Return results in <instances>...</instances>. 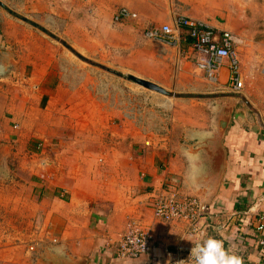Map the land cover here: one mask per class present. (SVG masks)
Returning a JSON list of instances; mask_svg holds the SVG:
<instances>
[{
	"label": "crops",
	"instance_id": "crops-1",
	"mask_svg": "<svg viewBox=\"0 0 264 264\" xmlns=\"http://www.w3.org/2000/svg\"><path fill=\"white\" fill-rule=\"evenodd\" d=\"M10 1L27 18L64 35L78 50L98 47L102 28L124 27L125 32V23H112L120 7L139 16L140 28L169 25L182 15L233 35L225 21L211 24L215 0ZM186 49L179 63L186 66L190 59L196 63L198 58ZM171 59L175 61V55ZM241 74L243 91L237 93L247 101L237 106L223 141L226 164L218 192L208 205L211 219L192 225L162 222L152 211V197L162 188L189 196L198 190L211 191L189 147L178 143L173 148L174 136L159 126V121L169 125V119H147L144 103L142 113L135 114L137 104L129 99L104 98L100 92L111 83H104L72 56L57 48L52 51V45L34 30L0 11V102L5 106L0 104V146L7 148L0 216L8 226L16 224L12 237L59 241L72 256L87 259V264H191V249L215 238L242 264H261L255 226L264 216V77L257 76L249 84L251 80ZM228 77L225 66L219 81L227 83ZM5 84L16 91L7 92ZM14 97V112L23 120L31 116L33 129L39 126L38 108L47 99L56 114L49 125L55 136L39 144L25 135L11 139L18 130L9 129L3 113ZM8 139L27 151H12ZM12 154L20 160L17 182L9 181L13 174L6 165ZM26 175L31 176L30 182ZM131 220L149 230L150 250L135 259H122L118 242ZM4 251L0 250V258Z\"/></svg>",
	"mask_w": 264,
	"mask_h": 264
},
{
	"label": "rangeland",
	"instance_id": "rangeland-1",
	"mask_svg": "<svg viewBox=\"0 0 264 264\" xmlns=\"http://www.w3.org/2000/svg\"><path fill=\"white\" fill-rule=\"evenodd\" d=\"M0 1L18 16L27 18L11 5L10 0H8L9 3L7 0ZM220 1L223 2V5ZM215 3L216 7L212 11L211 24L218 25L220 19L229 25L228 29L232 32L236 43L240 71L242 70L241 72L251 80L249 84L254 82L257 76L264 77V45H262L264 42V0H215ZM0 11L7 15L10 20L34 30L43 40L52 45V51L57 48L72 56L84 69L100 75L104 83H111V86H107L103 89L104 91L100 92V94H104V98L111 99L113 96H122L123 102L129 99L137 104L135 114L142 113L140 104L144 103L147 119L155 121H159L162 117L169 119V125L159 121V126L163 128V132L167 129L169 135L174 136L173 148H176L178 143H185L188 147H192L200 138L212 135L216 130L218 103L236 100L237 108L238 105L243 106L247 101V97L242 93L230 92L226 79L218 81L217 84L209 83L196 70V63L192 59L186 66L179 63L184 58L185 53L174 51V49L171 51L168 46L144 39V26L140 28L137 22H126L124 25L125 32H122L124 27L120 30L102 28L98 32L99 46L94 50L85 51L72 48L64 35L51 30L46 23L35 22L27 18L44 28L47 32L44 33L21 21L16 16L10 15L1 7ZM146 43L151 45H146ZM174 55L175 61L171 59V56L174 57ZM128 75L154 83L171 95L166 96L141 87L127 80ZM2 86L6 87L7 92L16 91L11 85ZM0 90L2 91V88ZM233 95L238 97L234 98ZM9 101L10 107L4 111L3 115L9 119V129L18 130L17 133L11 134V139L17 141L16 139L25 135L26 139L37 141L39 144L44 142L43 140H48L46 139L48 136H55V130L51 131L49 125L55 121L54 116L56 114L50 109L46 102L47 99H43L38 108L36 114L39 115V126L35 129H33L31 116L29 119L23 120L21 114L14 112L17 105L15 97L13 101L10 99ZM261 102L264 106V98L261 99ZM3 103L0 102L2 107H5ZM35 120L37 121V119ZM16 124L19 126L18 129L13 128ZM159 126L156 125V128ZM158 130L162 131L160 128ZM158 130L154 131L155 134L159 132ZM72 135L79 136L80 134L72 132ZM226 135L227 132L223 141ZM5 141L10 143L9 145L12 147L10 149L14 152L17 149L19 152L21 150L22 152L27 151L26 148L21 149L18 146L19 143H13L9 139ZM41 150L42 148L37 149L38 152ZM183 152L185 151L183 150ZM10 158L6 162L7 169L10 174H13L9 181L17 182L19 179L17 168L20 160L15 159L13 154ZM26 176L25 180L27 178L26 181L30 182L31 176ZM6 179V175L0 177V184L6 182ZM1 209L2 207H0ZM15 230L16 224H9L8 226L7 222H3L0 216V250L7 251L4 253L5 256L0 258V264H43L49 258L55 257L57 254L55 250L58 245L64 247L59 241L53 240L51 242L47 237L35 239L12 237ZM63 250L67 251L66 247Z\"/></svg>",
	"mask_w": 264,
	"mask_h": 264
},
{
	"label": "built area",
	"instance_id": "built-area-1",
	"mask_svg": "<svg viewBox=\"0 0 264 264\" xmlns=\"http://www.w3.org/2000/svg\"><path fill=\"white\" fill-rule=\"evenodd\" d=\"M139 16L125 7L118 8L113 17V25L137 22ZM143 38L160 43L182 52V47L190 50L198 59L196 70L211 84H217L219 73L226 66L229 71L228 85L232 92L243 89L240 61L235 48V39L229 32L219 31L206 22L176 15L169 25L159 28L146 26ZM42 145L39 146V148ZM152 211L155 219L162 222L192 225L199 220L211 219L208 205L196 197L162 188L152 197ZM255 233L261 264H264V216L256 221ZM149 230L137 221H129L118 242V255L122 259H135L147 255L150 250Z\"/></svg>",
	"mask_w": 264,
	"mask_h": 264
},
{
	"label": "water",
	"instance_id": "water-1",
	"mask_svg": "<svg viewBox=\"0 0 264 264\" xmlns=\"http://www.w3.org/2000/svg\"><path fill=\"white\" fill-rule=\"evenodd\" d=\"M0 7L6 10L10 15L16 16L21 21L28 23L41 30L44 33H47L44 28L39 26L38 24L29 21L27 18L20 17L16 13H14L11 9H9L4 3L0 1ZM127 80L144 87L146 89L155 91L157 93L170 96L171 94L166 92L160 86L145 81L143 79L128 75L126 77ZM234 96V95H233ZM238 96H234L237 98ZM236 100L225 101L222 103H218V111L217 121L215 123V132L212 135L204 136L197 140L192 147H189L190 154L193 157V160L196 163V167H200L199 170L204 174V180H207L206 183L210 188V194H207L205 190H198V192L194 193L193 197H196L202 204L210 205L212 198L218 192L224 169L226 164V152L223 146V138L226 134L231 120L236 108ZM7 155L6 146H0V177L6 174L5 170V157ZM59 247V249H58ZM63 246H57V254L54 258H49L47 261L43 262V264H87L88 261L85 258L74 257L70 255L67 251L63 250Z\"/></svg>",
	"mask_w": 264,
	"mask_h": 264
},
{
	"label": "clouds",
	"instance_id": "clouds-1",
	"mask_svg": "<svg viewBox=\"0 0 264 264\" xmlns=\"http://www.w3.org/2000/svg\"><path fill=\"white\" fill-rule=\"evenodd\" d=\"M191 264H242L234 252L226 250L221 240L207 238L191 249Z\"/></svg>",
	"mask_w": 264,
	"mask_h": 264
},
{
	"label": "trees",
	"instance_id": "trees-1",
	"mask_svg": "<svg viewBox=\"0 0 264 264\" xmlns=\"http://www.w3.org/2000/svg\"><path fill=\"white\" fill-rule=\"evenodd\" d=\"M187 195V194H186Z\"/></svg>",
	"mask_w": 264,
	"mask_h": 264
}]
</instances>
